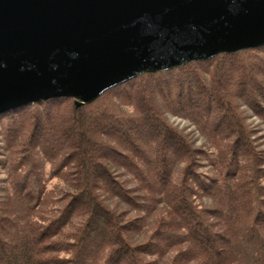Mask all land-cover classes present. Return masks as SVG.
<instances>
[{
  "label": "trees",
  "instance_id": "obj_1",
  "mask_svg": "<svg viewBox=\"0 0 264 264\" xmlns=\"http://www.w3.org/2000/svg\"><path fill=\"white\" fill-rule=\"evenodd\" d=\"M242 105L264 126V44L144 71L86 103L56 97L0 114V136L20 151L14 170L28 164L15 198L0 199V264H264V148ZM165 112L192 122L212 149L193 146ZM36 149L58 159L51 176L68 167L72 181L58 213L34 219L44 188Z\"/></svg>",
  "mask_w": 264,
  "mask_h": 264
},
{
  "label": "water",
  "instance_id": "obj_2",
  "mask_svg": "<svg viewBox=\"0 0 264 264\" xmlns=\"http://www.w3.org/2000/svg\"><path fill=\"white\" fill-rule=\"evenodd\" d=\"M264 44V0H0V114Z\"/></svg>",
  "mask_w": 264,
  "mask_h": 264
},
{
  "label": "rangeland",
  "instance_id": "obj_3",
  "mask_svg": "<svg viewBox=\"0 0 264 264\" xmlns=\"http://www.w3.org/2000/svg\"><path fill=\"white\" fill-rule=\"evenodd\" d=\"M119 106L124 110L130 111L133 109V107L130 105L119 104ZM241 108L247 115V122L252 126L258 128V132L255 133L256 142L261 148H264V126L262 125L260 119L256 115L252 114L251 111L244 105H242ZM164 114L166 115L169 122L183 130L193 146L212 149L206 136H204L192 122L187 119L169 114L167 112H165ZM35 151L36 152L34 153V159L36 163V169L38 171L40 180L44 185L39 199L40 202H38L37 208L31 215L32 218L37 219L39 218L38 216L40 213L47 216L58 213L59 208L63 204V200H61V197L66 190L70 189L72 178L71 174L67 172L69 170L68 167H64L58 174H56L55 176H51V172L57 165L58 159L48 158V156L44 155L38 149H36ZM19 155V149H17L15 146H7L6 141H4L0 136V159H2V164L0 163V199L6 197L8 194H10L13 199L15 198L14 195L16 193L13 183L19 179L20 174L22 175L28 167V164H24L20 168H18L17 171L14 170L15 163L17 162ZM202 163L203 165L200 169H208V164L204 160ZM113 168L115 174L117 175V178L123 181L127 187H136V179L128 171H126L122 167L113 166ZM134 193H139V189L135 190ZM100 195L104 198L105 202L115 207L117 211L122 212L127 209V205L121 201H118L116 197H110V195L106 194L102 190H100ZM198 201H200V204H208L210 202V200L205 196L198 198ZM33 202L34 200L31 201V203ZM15 205L17 206V204ZM20 208L22 209L23 206L19 205V209ZM163 212L164 206L161 203L151 214L144 231L133 236L132 241L136 242L145 240V233L148 231L150 232L151 230L150 224L153 223L155 219ZM126 215H133V211H129ZM60 255L66 254L60 253ZM147 259L151 261L150 264L166 263L165 258L157 259L154 256H148Z\"/></svg>",
  "mask_w": 264,
  "mask_h": 264
}]
</instances>
